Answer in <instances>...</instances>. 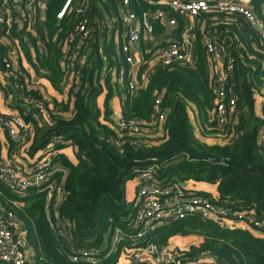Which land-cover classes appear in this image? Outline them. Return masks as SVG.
<instances>
[{
    "label": "trees",
    "instance_id": "trees-1",
    "mask_svg": "<svg viewBox=\"0 0 264 264\" xmlns=\"http://www.w3.org/2000/svg\"><path fill=\"white\" fill-rule=\"evenodd\" d=\"M235 1L254 11L262 21L263 0ZM63 2L47 0L42 26L35 23L27 29L25 19L16 17L8 33H0V75L6 78L12 91L2 96L0 103L12 112L0 116L16 114L27 127L20 144L14 143L5 131L7 153L28 161L30 167L32 162L51 152V169L52 165L55 168L49 177L55 186L51 199L46 198L47 183L11 189L0 179V208L11 211L23 222L21 248L28 260L32 264H92L72 261L70 256L80 249L111 247L110 238L116 228L132 235L129 224L137 209L133 179L151 164L159 166L160 178L184 182L188 194L208 198L214 205L233 212L252 211L264 217V148L257 145L256 139L263 121L253 112L255 90L264 87V42L243 17L224 13L201 17L207 21L204 29L217 36L223 46L225 37L231 41L223 63L224 86L236 97L234 121L221 131L229 143L206 145L195 138L186 112V103L192 102L204 133L216 132L209 111L215 105L218 75L200 30L197 29L194 37L193 64L157 65L145 87L129 91L125 77L128 66L123 55L116 53L113 41L106 38L109 28L104 21L107 16L113 24L119 22V0H84L82 14L76 21L87 18L93 22L87 42L91 50L80 79L74 81L69 75L68 61L76 39L68 40L76 33L75 7L58 20L55 14ZM129 8L135 13L168 9L145 0H130ZM181 24L177 17L178 30ZM154 25L152 32H156ZM87 44L79 51L81 54L85 53ZM229 56L234 60L232 71L226 67ZM149 57L150 53L141 54L140 58ZM3 59L14 62V66L4 68ZM87 65L90 66L88 80ZM119 70H124V78L119 79ZM113 89L121 100L125 121L156 118L155 99L160 97L158 107L159 113L164 114V136L120 137L125 129L113 123L108 106ZM101 95L105 96L99 106ZM207 127L211 130L206 131ZM57 139L50 148V143ZM66 146L73 148L76 164L60 152ZM181 148L220 161L186 153L163 162L155 161ZM58 186L62 196L56 205ZM149 242L173 247L177 258L186 264H205L198 261L204 251H210L225 264H264V236L256 235L250 226L219 227L198 216L156 223L142 238L114 244L110 253L96 264H146L126 263L127 250L142 248ZM0 264L10 263L0 259Z\"/></svg>",
    "mask_w": 264,
    "mask_h": 264
},
{
    "label": "built area",
    "instance_id": "built-area-1",
    "mask_svg": "<svg viewBox=\"0 0 264 264\" xmlns=\"http://www.w3.org/2000/svg\"><path fill=\"white\" fill-rule=\"evenodd\" d=\"M146 1V0H145ZM150 4H158L168 9H157L152 13L147 10H140L135 13L129 8L130 0H119L118 21L124 28V37L119 45V52L123 55L128 66L126 78H129L134 70L135 62L140 59L138 42L142 32L152 33L155 23H162L167 28L173 29L177 25V17H188L193 19L203 15H217L224 13L228 15L242 16L245 22L257 33V36L264 42V26L258 16L252 10L240 5L235 0H147ZM47 4V0H0V33L5 31L16 21V17L25 19L27 29L32 28L39 22V9ZM84 0H64L59 10L56 12V19H63L68 12L75 7L76 33L69 38V42L76 39L69 63L71 65L70 77L74 81L80 79L82 69L85 67L87 56L79 51L87 44L91 38L93 22L87 18H77L82 14ZM107 17V16H105ZM104 17V18H105ZM109 19V18H108ZM110 20V19H109ZM188 23L182 30L181 41H170L161 46L157 53L158 65H170L172 63H184L189 61L191 50L194 47V27ZM203 35L206 51L214 60L219 56V51L223 45L217 36L211 34L204 28H199ZM3 67L14 66V62L3 59ZM234 60L230 56L227 58L226 67L232 71ZM124 70H119V77L124 78ZM217 85L214 88L215 105L210 117L214 121V128L221 133L226 129L233 119L236 111V97L224 86L225 72L222 69L217 74ZM127 88L129 91L135 90V84L128 79ZM78 89L75 85L74 90ZM2 98L0 96V103ZM160 97L155 99L154 112L158 116L150 121L143 119H132L125 121L121 112L116 115V124L120 129H125L120 133V137L137 138L149 131L157 128L164 114L159 113ZM0 126L5 129L9 138L16 144H20L25 139V129L27 128L23 120L16 114L8 117L0 116ZM257 145L264 148V127H260L257 132ZM59 139L50 143V148ZM46 152L41 159L32 162L25 174H19L8 161H0V179L11 189H23L28 186L38 187L47 183V199H51V194L55 186L49 179L55 171L51 169L50 154ZM159 166L148 165L142 169L133 179V189L135 192L136 212L130 221V229L133 234L129 235L116 228L112 231L110 238L111 247H99L90 250L80 249L76 254L71 255L72 261H83L92 264L99 263L112 250V246L121 240H137L142 238L149 228H153L156 223H170L176 219H183L189 216H198L202 221H210L219 227H247L250 226L255 232L264 234V217L257 216L254 212H233L226 207L214 205L208 198L200 197L196 194H188L184 190L185 183L182 181L162 179L159 177ZM43 190V188H41ZM62 196L61 188L56 187L57 205ZM16 218L11 211L0 208V259L10 264H32L23 248H21L19 233L17 234ZM63 235L62 231L58 232ZM106 252L103 254V251ZM126 263L146 264H186L177 258V252L169 245L158 246L153 242L147 243L142 248L128 249ZM121 259V258H120ZM121 261V260H120ZM199 262L205 264H225L210 251H204L198 258Z\"/></svg>",
    "mask_w": 264,
    "mask_h": 264
},
{
    "label": "crops",
    "instance_id": "crops-1",
    "mask_svg": "<svg viewBox=\"0 0 264 264\" xmlns=\"http://www.w3.org/2000/svg\"><path fill=\"white\" fill-rule=\"evenodd\" d=\"M46 5L47 4L43 3L41 8L39 9L38 25H40V26H42L44 24V21L46 18V13H47ZM260 14L263 18L262 21H261V18H259V17L258 18H259L261 24L264 26V0L261 4V7H260ZM179 19L182 22L180 30H178V25H176L175 28L170 29V28H167L166 25H164L162 23H157L154 25V30H156V32L155 31L152 33L142 32L140 40H139L138 45H137V47H138L137 49L140 53V57H141V54L145 55L148 53H150V57L147 60L140 58L139 60H137L135 62L134 70H133L132 74H130L131 76L128 79H130L135 84L136 88L145 87L147 85L151 75L153 74L154 70L156 69V67L158 65L157 53H158L161 46H164L168 42L173 41V40L180 42L182 30L188 23H192V25L194 27V30H193L194 35H195L197 29L205 28L207 26V21L204 19L196 18V19H193V21L188 17H184V18L179 17ZM228 20H231V19H228ZM104 21L107 24V27L109 28V33L106 35V38L113 41L115 51L118 54L119 45L121 44L123 37H124V28L120 24V22H118L117 24L116 23L113 24L108 19V17H105ZM216 23L217 22L215 21L212 24H216ZM249 43H252V40H250ZM230 45H231V41L228 44H226V42L224 41L223 49L219 51V56L217 57L216 60H214L213 68H214V71L216 72V74H220L221 70L223 69V63L225 60V55L227 53L226 50H227V47L230 48ZM85 50H86L85 54H86V56H88L87 54H89L90 50H91L90 42L85 47ZM192 50H191V54H192ZM248 57L251 58L252 55L248 54ZM24 63H25V61H24ZM187 63H190V64L194 63L193 55H191V57L189 58V61H187ZM89 67H90L89 65L86 66V75H85L86 78L88 75ZM105 67H106V65H104V68ZM104 68L101 71V76H103V74H104ZM119 79H121V78L119 77ZM33 80H38V79H33ZM87 80H88V78H87ZM11 92L12 91H11L10 84L7 82L6 78L1 74L0 75V96L2 97L5 94H10ZM104 96L105 95H101L99 97V99H98V105L99 106H101L102 102L104 101ZM253 98H254V104H253L254 115L259 120L263 121V123L260 127H262V126L264 127V87H259L258 89H256L255 93L253 95ZM108 106H109V110H110V118L114 123V122H116L117 113L121 112V100H120L115 89H113L112 95L108 100ZM10 112H12V110L6 104L0 105V114L1 115L9 114ZM186 112H187V116L189 118V122L193 128L194 136L198 141H200L206 145H220V146L226 145L229 143V139L227 137H225L224 135H222V133H219L217 131L214 133H210V132L204 133V128L199 123L196 107L192 102L186 103ZM210 114H211V112L209 111V116H210ZM232 121H234V119ZM162 123H163V120H161L160 125L157 128H155V129L149 131L147 134H145V135L143 134L141 136H144V137L150 138V139L162 138L164 136ZM205 130L210 131L211 129L209 127H207V128H205ZM151 141H153V140H151ZM7 145H8V139H7L5 129H3L0 126V156H1L2 160L10 162L19 174H25L28 170V166L30 165L29 162L24 160L23 158L17 156V155L8 154L7 153ZM60 152L63 153L68 158V160L71 161L73 164L77 163L76 156H75V154L73 152V148L71 146L64 147L63 149L60 150ZM190 184L196 185V184H193L192 182H190ZM201 186H203V185H201ZM16 222H17L16 228L18 231L17 234L19 233V238L21 240L23 235H24L25 226H24L23 222L19 219H16ZM255 234L259 235V236H264V234H260L258 232H255Z\"/></svg>",
    "mask_w": 264,
    "mask_h": 264
},
{
    "label": "water",
    "instance_id": "water-1",
    "mask_svg": "<svg viewBox=\"0 0 264 264\" xmlns=\"http://www.w3.org/2000/svg\"><path fill=\"white\" fill-rule=\"evenodd\" d=\"M225 42H226V44H228V43L230 42L228 37H225ZM181 153H186V154H188L189 156H192V157H195V158H199V159H207V160H211V161H215V162L220 161V158L213 157V156H206V155H193V154L191 153L190 150L185 149V148H181L180 150H178V151H176V152H174V153H171V154H169V155H167V156H164V157L161 158V159H155V161L163 162V161H165L166 159L171 158V157H174V156L179 155V154H181ZM256 169H257L258 171H260V169H259L258 167H256ZM20 244L23 245V244H24V241L22 240V241L20 242Z\"/></svg>",
    "mask_w": 264,
    "mask_h": 264
},
{
    "label": "rangeland",
    "instance_id": "rangeland-1",
    "mask_svg": "<svg viewBox=\"0 0 264 264\" xmlns=\"http://www.w3.org/2000/svg\"><path fill=\"white\" fill-rule=\"evenodd\" d=\"M132 189V188H131Z\"/></svg>",
    "mask_w": 264,
    "mask_h": 264
}]
</instances>
